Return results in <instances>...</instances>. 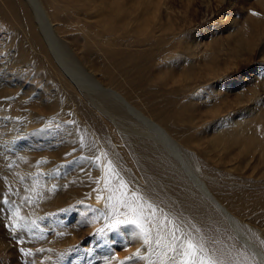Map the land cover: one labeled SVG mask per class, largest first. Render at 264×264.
<instances>
[{
	"label": "rangeland",
	"instance_id": "374dc122",
	"mask_svg": "<svg viewBox=\"0 0 264 264\" xmlns=\"http://www.w3.org/2000/svg\"><path fill=\"white\" fill-rule=\"evenodd\" d=\"M16 1L22 11L19 14L20 19L24 20L26 17L31 21L49 57L54 65L59 67L62 78L65 79L60 85L55 79L51 84L57 90L56 96L61 95L72 101L64 99L55 103L58 110L56 115L65 110L74 118L75 105L80 108L84 117H94L106 129L113 130L114 137L110 141L111 148L99 144L96 136L91 143H83L80 140L83 146L81 149L79 144L75 147L74 143L69 141L70 134L66 130L57 131L58 134H51L52 138L47 137L44 140L35 136L39 129L34 128L29 130L34 134L25 133L20 136V142L27 144L32 158L19 162L16 157L9 156L7 151V148H14L17 137L11 138L6 134V127L10 125L8 121L0 118V264H120V261H125V264H149L148 260H126L138 249L141 256H150L154 264H161L162 257H159V253L162 248H157L153 243L150 255L135 226H121L119 232L105 228L108 221L104 217L111 215L112 205L116 204L120 212L128 211L120 208L116 199L108 200L110 194L120 198V193L124 192V198L129 203L135 201L136 204L142 205L145 216L152 215V220L147 226L152 227L153 241L157 239V228L153 225H165L166 221L179 226L181 231L190 237L180 213L170 205L157 202L154 196L141 189L144 178L131 162L132 157L123 140L126 139L124 135H146L142 123L130 112L118 114L113 111L110 112L113 114L109 118L103 114L101 107L105 96L102 92L105 87L100 50L104 34L108 35L110 32H104L105 21L109 18L114 23L115 11L120 9L122 12L119 20L125 22V29L122 26L123 30L120 32L128 35V41L140 38L139 34L128 33L130 24L127 18L136 15H139L141 23H155V26L149 28L152 31L158 30L160 39L170 40L179 35L178 39L186 48L183 57L178 59L180 69L174 68L176 80L180 81L184 77L186 67L200 70L203 58H198V54L212 57L215 60L214 71L192 73L205 76L213 92L227 96L226 103L215 99L217 106L223 107L230 103L235 111L232 118L249 119L256 118V114L239 110L243 105L264 110L263 0ZM206 1L208 5L211 4L210 8ZM53 5L67 7L69 10L63 9L67 12L66 18L55 19L52 11L60 10L53 8ZM29 10L33 14H30ZM121 15L125 16L122 18ZM63 24L66 26L64 29ZM4 32H9L13 42L17 44L16 48L9 44L8 53L16 57L29 52H22L19 47L20 29L9 27L0 18V47L4 45ZM195 42L196 46L192 50V43ZM86 46L93 53L90 59L82 56ZM193 51L196 53L195 62L192 60ZM10 58L7 61H10ZM7 63L0 68L6 69ZM22 64V59L17 58L16 65ZM85 65L93 73L92 78L86 74ZM27 66L26 73L9 77L12 82L6 83L4 91L11 98L6 103L9 108H15L13 102L19 96L35 104L25 105L45 114L47 107L42 102L47 95L41 80L44 76L32 64ZM39 66L43 69L41 64ZM172 84L178 85L179 82ZM243 89L245 95L239 98L238 94ZM65 104H69L70 108H65ZM46 115L52 113L47 111ZM48 124L45 126L50 127L52 123L48 121ZM79 124L75 121V127ZM147 133L151 139L154 138L153 131L149 128ZM244 188L254 195H260L264 191V185L249 184ZM198 191L202 192V188ZM203 195L225 216L230 229L234 231L235 227L238 228L251 243L254 230L259 234L258 238L264 240V205H254L246 200L240 209L243 210L242 213L234 214L231 224L225 211L219 207L218 202H222L214 192ZM97 196L101 199L98 200ZM223 205L230 213L235 211L230 205ZM101 228H105L104 233H98L97 230ZM168 230H171V223L168 224L167 230L160 228V234L167 236ZM236 238L250 252L256 249L247 245L237 234ZM168 255L171 256L172 253ZM256 260L258 264H264L262 259L260 261L256 257Z\"/></svg>",
	"mask_w": 264,
	"mask_h": 264
},
{
	"label": "bare ground",
	"instance_id": "6f19581e",
	"mask_svg": "<svg viewBox=\"0 0 264 264\" xmlns=\"http://www.w3.org/2000/svg\"><path fill=\"white\" fill-rule=\"evenodd\" d=\"M208 1H206L207 5ZM52 7L60 10L52 11L55 19L66 18L67 12L64 10H69L67 7L56 5ZM115 12L114 23L109 18L105 21L104 32L109 30L110 32L109 36L104 34L100 50L105 87L102 92L105 99L101 108L108 118L113 111L118 114L130 112L145 128L144 133L147 136L124 135L126 139L123 140L132 157L131 162L144 178L145 182L141 189L146 194L154 196L157 202L170 205L180 213L188 227L190 237L195 242L203 244L206 251L222 264H258L256 257L264 261V240L258 238L259 234L253 231L254 239L251 243L238 228L235 227L234 231L230 229L225 216L203 195L213 191L223 204L233 207L235 211L230 213L222 203L218 202L231 224H233L232 216L242 213L243 210L240 209L246 200L254 205L259 203L261 206L264 205V191L260 195H254L244 188L249 184L264 185V110L251 109L243 105L239 110L245 113L255 112L256 118H232L235 111L230 103L223 107L215 103V99L220 103H226L227 96L213 92L205 76L192 73L214 71L215 60L212 57L198 54V58H203L200 70L195 71L186 67L184 70L187 72L184 77L180 81L176 80L174 68L180 69L178 59L183 57L186 48L178 39L179 35L170 40L160 39L158 30L152 31L149 28L156 24H149V20L148 23H141L139 15H136L127 18L130 24L128 33L139 34L140 38L128 41L130 40L128 35L120 32L123 30L122 26L124 27V21L119 20L122 11L117 9ZM21 13L16 0H0V18L9 27L20 29L19 47L22 52L29 50L28 53L16 57L8 53L9 44L15 48L17 44L13 42L9 32H4L5 35L3 34L2 37L4 45L0 47V67L8 63L6 69L0 68V118L8 121L10 125L6 127V134L11 138L17 137L14 148H7L9 156L16 157L19 162L32 158L27 144L20 142V136L25 133L34 134L29 131L34 128L39 129L35 136L40 139L52 138L57 131L66 130L70 134L69 141L74 143L75 147L79 144L82 149L80 140L83 143H91L97 136L99 144L111 148L113 130L106 129L94 117H84L79 107L73 106L74 118L65 110H61L60 115H56L58 110L55 103H60L64 99L72 102L67 97L56 96L57 90L51 85L54 79L58 81V85L65 82V79L62 78L59 67L55 66L49 57L31 21L26 17L24 20L20 19ZM195 46L196 42L192 43V50ZM83 53L82 56L87 59L93 55L87 46ZM195 57L196 53L193 51V62ZM9 58L10 61H7ZM17 58L22 59V65H16ZM93 58L97 57L93 56ZM31 64L44 76L41 80L47 97L45 100L42 99L44 100L42 103L47 107L46 112L52 115L47 116L46 112L40 114L25 105L35 106V104L19 96L13 102L15 108H9L6 103L11 98L4 91L6 83L12 82L9 77L26 73L27 65ZM85 72L90 78L94 76L87 66ZM178 82V85L172 84ZM55 87L58 89L56 84ZM244 95L243 89L238 97ZM65 108H70V105L65 104ZM62 120L66 122L63 123ZM48 121L52 123L50 127L45 126ZM75 121L80 123L76 127ZM148 128L153 131V139L147 133ZM199 188H202V192L198 191ZM236 234L247 245L256 249L250 252L237 240Z\"/></svg>",
	"mask_w": 264,
	"mask_h": 264
},
{
	"label": "snow or ice",
	"instance_id": "6c2138e0",
	"mask_svg": "<svg viewBox=\"0 0 264 264\" xmlns=\"http://www.w3.org/2000/svg\"><path fill=\"white\" fill-rule=\"evenodd\" d=\"M256 14L253 13V15ZM124 197V192L120 193V198H116L113 194L109 195V201L116 199L119 207L127 209L128 211L120 212L116 204L112 205L111 215L104 217L108 221L105 225L106 229L119 232L121 226H135L139 230L137 234L142 238L144 245L148 247L150 255L153 243H155L157 248H162V251L159 253V257H162L161 264H222L221 261L216 260L206 251L203 244L197 243L191 237L186 236L179 226H176L172 222L166 221L165 225H153L157 228V239L153 241L151 235L152 227L147 226L152 220V215L145 216L142 205L136 204L135 201L129 203ZM97 199L99 200L101 197L97 196ZM121 216L124 218L121 219ZM170 223L171 230L167 231V236H162L160 234V228L163 227L167 230L168 224ZM105 228L98 229V233H104ZM165 241L167 242L165 243ZM168 253H172V255L169 256ZM134 258L148 260L149 264H154L150 256H141L139 249L132 256L127 257L126 260H133ZM120 264H125V261H120Z\"/></svg>",
	"mask_w": 264,
	"mask_h": 264
}]
</instances>
